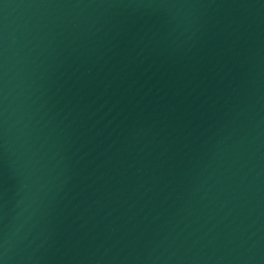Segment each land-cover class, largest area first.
<instances>
[{"label": "water", "instance_id": "water-1", "mask_svg": "<svg viewBox=\"0 0 264 264\" xmlns=\"http://www.w3.org/2000/svg\"><path fill=\"white\" fill-rule=\"evenodd\" d=\"M0 264H264V0H0Z\"/></svg>", "mask_w": 264, "mask_h": 264}]
</instances>
